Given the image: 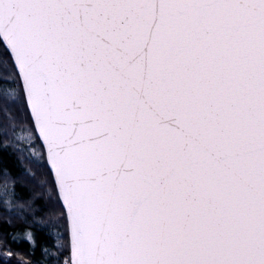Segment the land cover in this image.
Masks as SVG:
<instances>
[{"label": "snow or ice", "instance_id": "obj_1", "mask_svg": "<svg viewBox=\"0 0 264 264\" xmlns=\"http://www.w3.org/2000/svg\"><path fill=\"white\" fill-rule=\"evenodd\" d=\"M8 69L47 264H264V0H0Z\"/></svg>", "mask_w": 264, "mask_h": 264}, {"label": "rangeland", "instance_id": "obj_2", "mask_svg": "<svg viewBox=\"0 0 264 264\" xmlns=\"http://www.w3.org/2000/svg\"><path fill=\"white\" fill-rule=\"evenodd\" d=\"M0 76H3L4 79L10 81V85L5 84L3 87L8 88H17V82L14 77V75L11 72V69L7 70V75H4L3 72H0ZM30 129L28 128L27 121L24 120H17L14 121L10 126L9 130L7 132V139H5V142L9 143L10 147L12 150H14L21 161L24 164L25 167V172L21 180L25 183H27L31 188H33L32 193H40L41 196L44 198L40 201H38V204H44L45 201L47 200V197L49 195L48 190H41V188L38 186L37 181L34 179V177L38 178L40 174L43 172V169L39 166V161L37 159L41 149V142L36 143L34 146L28 147V150L25 151V147L28 146V133ZM19 138V140L17 139ZM44 150V149H43ZM45 151V150H44ZM38 167V168H36ZM17 183H20L17 181V179L12 178L11 176L0 174V200L7 199L8 197H5L3 195V187L7 185V188L9 190V193L12 191L15 192V197H11V204L7 207L4 205L0 204V217L4 216H23L26 221L34 223L31 218V213H24L21 211L20 204L24 199H21V194L22 192L18 191L16 188ZM45 214L42 212H38L36 214L37 219H39L41 216H44ZM37 226H39L41 229L45 230L46 232H50L53 230L52 224L49 223L47 227L35 223ZM59 232H63L64 229L63 227H58L56 229ZM57 239H61V243H63L62 238L60 237H50L49 236V241H48V253L45 254L46 261L48 259V256L52 254V252L57 251V249L53 248L52 246L56 243ZM2 248V242L0 241V254L2 255L3 258L9 259L11 258L12 255H14L17 260L21 262V264H30L26 259L23 258L22 255L16 254L13 252L6 251L5 249L3 250Z\"/></svg>", "mask_w": 264, "mask_h": 264}, {"label": "trees", "instance_id": "obj_3", "mask_svg": "<svg viewBox=\"0 0 264 264\" xmlns=\"http://www.w3.org/2000/svg\"><path fill=\"white\" fill-rule=\"evenodd\" d=\"M4 144L6 147L0 146V174L11 176L20 182L17 183L16 188L22 192L21 199L25 200L34 189L21 180L25 172L24 164L9 146L10 144L0 136V145ZM26 232L34 233L35 247L28 240L22 239ZM45 233V230L35 223L26 221L23 216L0 217V241L3 250L22 255L30 264H47L43 248L47 247L49 236ZM0 264H21V262L14 255L5 259L0 254Z\"/></svg>", "mask_w": 264, "mask_h": 264}, {"label": "water", "instance_id": "obj_4", "mask_svg": "<svg viewBox=\"0 0 264 264\" xmlns=\"http://www.w3.org/2000/svg\"><path fill=\"white\" fill-rule=\"evenodd\" d=\"M41 143H42V141H41ZM44 150L46 151V146L44 147Z\"/></svg>", "mask_w": 264, "mask_h": 264}]
</instances>
